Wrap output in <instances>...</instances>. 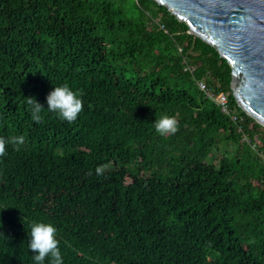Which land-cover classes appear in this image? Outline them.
Masks as SVG:
<instances>
[{
    "label": "trees",
    "instance_id": "1",
    "mask_svg": "<svg viewBox=\"0 0 264 264\" xmlns=\"http://www.w3.org/2000/svg\"><path fill=\"white\" fill-rule=\"evenodd\" d=\"M231 80L155 0H0V264H36V223L64 264H264V125ZM62 85L74 122L47 110ZM165 116L175 134L156 131Z\"/></svg>",
    "mask_w": 264,
    "mask_h": 264
},
{
    "label": "water",
    "instance_id": "2",
    "mask_svg": "<svg viewBox=\"0 0 264 264\" xmlns=\"http://www.w3.org/2000/svg\"><path fill=\"white\" fill-rule=\"evenodd\" d=\"M231 66L237 104L264 125V0H155Z\"/></svg>",
    "mask_w": 264,
    "mask_h": 264
},
{
    "label": "clouds",
    "instance_id": "3",
    "mask_svg": "<svg viewBox=\"0 0 264 264\" xmlns=\"http://www.w3.org/2000/svg\"><path fill=\"white\" fill-rule=\"evenodd\" d=\"M47 110L56 113L67 122H74L83 110L80 94L74 92L69 86L55 87L46 97ZM33 120L39 123L41 112L45 108L34 98L29 99ZM155 129L160 135L175 134L178 131L177 121L174 117L165 116L154 122ZM14 143L23 144L22 138H14ZM6 141L0 138V157L5 155ZM57 229L49 223H36L29 233L28 248L34 253L36 264H44L46 258L52 259V264H64L59 250Z\"/></svg>",
    "mask_w": 264,
    "mask_h": 264
},
{
    "label": "built area",
    "instance_id": "4",
    "mask_svg": "<svg viewBox=\"0 0 264 264\" xmlns=\"http://www.w3.org/2000/svg\"><path fill=\"white\" fill-rule=\"evenodd\" d=\"M194 67H190V70L193 71ZM199 89L210 99L214 100L220 109L226 113H232V110L229 105L228 96L224 92L215 93L210 87L206 85L203 80L197 81ZM233 119H236V115L232 116Z\"/></svg>",
    "mask_w": 264,
    "mask_h": 264
},
{
    "label": "rangeland",
    "instance_id": "5",
    "mask_svg": "<svg viewBox=\"0 0 264 264\" xmlns=\"http://www.w3.org/2000/svg\"><path fill=\"white\" fill-rule=\"evenodd\" d=\"M219 158V157H218Z\"/></svg>",
    "mask_w": 264,
    "mask_h": 264
}]
</instances>
